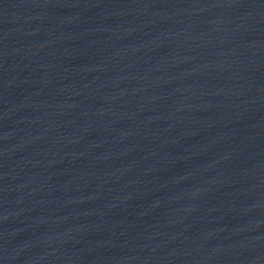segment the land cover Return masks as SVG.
Masks as SVG:
<instances>
[{
    "label": "water",
    "instance_id": "obj_1",
    "mask_svg": "<svg viewBox=\"0 0 264 264\" xmlns=\"http://www.w3.org/2000/svg\"><path fill=\"white\" fill-rule=\"evenodd\" d=\"M0 264H264V0H0Z\"/></svg>",
    "mask_w": 264,
    "mask_h": 264
}]
</instances>
